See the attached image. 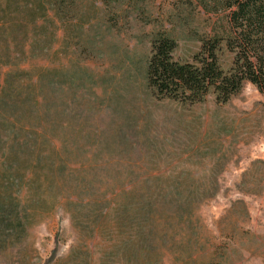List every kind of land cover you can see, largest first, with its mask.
<instances>
[{
  "label": "rangeland",
  "instance_id": "rangeland-1",
  "mask_svg": "<svg viewBox=\"0 0 264 264\" xmlns=\"http://www.w3.org/2000/svg\"><path fill=\"white\" fill-rule=\"evenodd\" d=\"M42 1L10 47L25 52L21 68L46 69V138L76 191L14 186L30 221L18 237L0 228V264H264V92L245 82L226 102L210 90L188 104L147 85L153 38L191 61L227 11ZM231 56L223 44V67Z\"/></svg>",
  "mask_w": 264,
  "mask_h": 264
},
{
  "label": "trees",
  "instance_id": "trees-1",
  "mask_svg": "<svg viewBox=\"0 0 264 264\" xmlns=\"http://www.w3.org/2000/svg\"><path fill=\"white\" fill-rule=\"evenodd\" d=\"M58 1L52 2L55 8ZM199 1L207 10L227 11L228 28L222 35L201 39L198 52L184 62L173 58L175 39L164 34L153 38L148 87L156 97L188 104L202 101L210 90L216 101L226 102L245 82L264 92V0ZM24 4L30 7L27 16L15 18V2H0V228L8 221L14 237L30 221L19 211V194L13 195L14 186L18 187L15 193L22 191L23 179L30 181L33 190L76 191V186L68 188L65 169L57 160L58 148H50L46 138V69L30 73L21 68L17 63L25 52L10 47L18 38L17 30L27 20H35L43 1ZM223 44L232 55L226 67L220 59Z\"/></svg>",
  "mask_w": 264,
  "mask_h": 264
}]
</instances>
